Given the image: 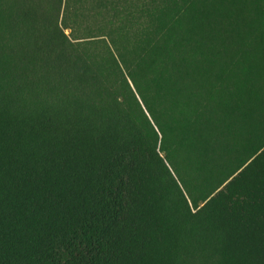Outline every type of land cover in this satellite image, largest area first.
Segmentation results:
<instances>
[{"label": "trees", "instance_id": "1", "mask_svg": "<svg viewBox=\"0 0 264 264\" xmlns=\"http://www.w3.org/2000/svg\"><path fill=\"white\" fill-rule=\"evenodd\" d=\"M0 264H264V0H0Z\"/></svg>", "mask_w": 264, "mask_h": 264}]
</instances>
